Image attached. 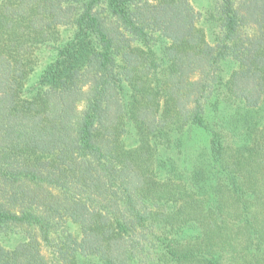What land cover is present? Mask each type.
<instances>
[{
    "label": "trees",
    "instance_id": "obj_1",
    "mask_svg": "<svg viewBox=\"0 0 264 264\" xmlns=\"http://www.w3.org/2000/svg\"><path fill=\"white\" fill-rule=\"evenodd\" d=\"M0 264H264V0H0Z\"/></svg>",
    "mask_w": 264,
    "mask_h": 264
},
{
    "label": "rangeland",
    "instance_id": "obj_2",
    "mask_svg": "<svg viewBox=\"0 0 264 264\" xmlns=\"http://www.w3.org/2000/svg\"><path fill=\"white\" fill-rule=\"evenodd\" d=\"M195 10L198 13L205 12L214 2V0H191Z\"/></svg>",
    "mask_w": 264,
    "mask_h": 264
}]
</instances>
